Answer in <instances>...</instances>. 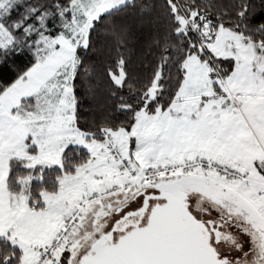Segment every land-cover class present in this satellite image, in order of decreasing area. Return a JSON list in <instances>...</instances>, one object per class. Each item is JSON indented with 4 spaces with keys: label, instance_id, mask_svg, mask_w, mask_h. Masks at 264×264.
<instances>
[{
    "label": "snow or ice",
    "instance_id": "1",
    "mask_svg": "<svg viewBox=\"0 0 264 264\" xmlns=\"http://www.w3.org/2000/svg\"><path fill=\"white\" fill-rule=\"evenodd\" d=\"M0 264H264V0H0Z\"/></svg>",
    "mask_w": 264,
    "mask_h": 264
}]
</instances>
